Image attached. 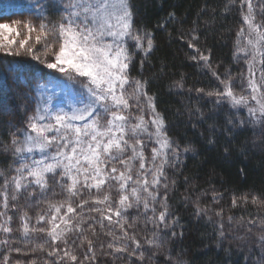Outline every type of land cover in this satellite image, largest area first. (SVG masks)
Here are the masks:
<instances>
[{
    "label": "trees",
    "instance_id": "trees-1",
    "mask_svg": "<svg viewBox=\"0 0 264 264\" xmlns=\"http://www.w3.org/2000/svg\"><path fill=\"white\" fill-rule=\"evenodd\" d=\"M48 2L51 7L42 21L31 9L34 0H0V15L51 27L61 22L66 0ZM127 4L133 31L153 40L147 53L135 44L128 45L131 89L136 81L143 85L175 150L163 165L160 184L152 189L156 199H149L148 211L143 203L124 211L121 230L115 223L118 218L104 204L95 203L98 196L108 194L112 207H118L116 182L110 181L112 186L106 184L100 193L81 188L78 196L71 197L75 212L66 217L74 230L53 242L47 231L39 229L51 228L49 204L68 199L57 182L59 176L49 175L45 192L30 186L16 200L11 199L14 186L9 184L7 209L0 197V213H6L0 216V225L11 217L6 225L11 231L0 230V264H72L66 256L61 259L64 251L77 256L75 264H264V246L258 240L264 234V127L245 110L208 94L223 90L222 81L238 93L248 87L249 67L237 53L244 27L243 0H128ZM256 11L264 30V0ZM200 55L208 57L207 62ZM13 60L28 69L31 87L17 86L11 77L5 84L0 78V102L4 103L0 110V188L16 175L19 160L12 141L14 136L22 138L29 117L40 104L42 89L64 85L57 72L28 56L0 54V61ZM68 85L78 92L76 83ZM148 145L146 158L152 151ZM116 167L123 166L117 163ZM82 201L88 203L81 209ZM93 208L104 209L111 221ZM164 211L167 215L161 223L158 217ZM41 215L45 219L38 222ZM76 225L80 230H75ZM125 232L141 247L126 238ZM87 240L92 241L91 251ZM149 240L153 243L148 244ZM118 247L128 251L117 252ZM53 250L56 254L49 255Z\"/></svg>",
    "mask_w": 264,
    "mask_h": 264
},
{
    "label": "snow or ice",
    "instance_id": "snow-or-ice-1",
    "mask_svg": "<svg viewBox=\"0 0 264 264\" xmlns=\"http://www.w3.org/2000/svg\"><path fill=\"white\" fill-rule=\"evenodd\" d=\"M245 2L249 12L244 18L245 24L249 35L256 34L255 41L248 40L254 50V61L257 55L264 58V30L261 25L253 22L251 0ZM49 7L51 5L48 0H34L31 5L34 14L41 21ZM65 12L61 22L51 27L43 22L36 25L30 20H13L0 15V54L5 57L28 56L50 70L67 74L69 79H74V76L86 78V82L82 83L87 89V95L75 91L66 94L61 102L63 107L53 109L50 107L51 97L44 99L41 96L36 113L29 117L22 138L14 136L12 141L14 153L19 160L16 175L10 181L5 180L0 188L2 206L7 209L9 184L14 186L11 199L16 200L21 191H29L30 185L45 192L49 174H52L53 179L59 176L57 182L68 193V199L59 204H49V212L52 214L48 223L51 228L39 229L47 231L53 242L61 240L65 234V230L57 231L60 223L67 225L69 220L66 217L75 212L71 197L78 196L81 188H95L100 193L106 184L112 186L110 181H115L118 186V207H112L108 194H104L102 198L98 196L95 203L104 204L107 211L118 218L115 223L123 230L122 213L141 203L145 211L149 210V199H156L152 189L160 184L163 165L168 161L169 152L175 155L172 142L163 131V119L156 113L152 98L143 92V85L139 81L134 84L135 94L146 97L147 107L153 116L150 121H145L142 115L137 116L133 123L129 112L131 105L125 86L129 84L127 69L131 58L126 41L134 40L135 46L147 53L153 47V40L150 35L141 36L133 31L132 13L126 0H69L65 5ZM243 33L242 29L240 35ZM49 37H52L51 41ZM39 44L44 45L42 52L36 49ZM240 51L247 55L244 48ZM49 56L53 59H49ZM200 59L207 62L208 57L200 55ZM260 62L264 63V59ZM0 65L3 83L6 84L11 77L17 86L22 83L25 88L31 87L28 69L23 64L13 60L0 61ZM251 69L250 61V95L259 108H250L249 111L253 115L258 112L264 118V103L256 95L261 92V84L253 78L255 74ZM261 81H264V72L261 74ZM222 83L225 84L223 90L208 94L226 97L234 107L248 103V97L235 95L227 81ZM18 95L26 97L27 93L19 92ZM97 108H101L103 112L98 113ZM102 115L108 116L104 124L100 122ZM149 124L152 125L151 130ZM145 136L148 139L155 137L150 158H146L144 154ZM50 148H55V152H49ZM36 152L41 154V158H32L29 163L28 158ZM117 163L123 167L117 168ZM57 169H60L59 173ZM87 203L88 201H82L78 207L82 209ZM253 203L256 201L253 200ZM65 206L67 211L60 215ZM90 210L100 212L102 218L111 221L112 216H105L104 209ZM151 211L154 213L155 208ZM4 215L6 213H0V216ZM166 215V211L160 213L158 218L161 223L165 222ZM37 219L40 222L45 217L41 215ZM57 219L60 223H57ZM10 220L11 217H7L5 225H0V230L10 232L11 229L6 226ZM23 230L26 235L29 233L27 222L24 223ZM73 230L66 228V231ZM75 230H80L79 225L75 226ZM124 236L132 240L137 248L141 247L134 236H129L127 232ZM261 239L264 240V237ZM87 243L91 251L92 241L87 240ZM147 243L152 244L153 241L149 240ZM115 251L124 252L128 249L118 247ZM55 254V250L49 252V255ZM65 256L72 264L77 261V256L70 252L64 251L61 259Z\"/></svg>",
    "mask_w": 264,
    "mask_h": 264
},
{
    "label": "rangeland",
    "instance_id": "rangeland-1",
    "mask_svg": "<svg viewBox=\"0 0 264 264\" xmlns=\"http://www.w3.org/2000/svg\"><path fill=\"white\" fill-rule=\"evenodd\" d=\"M17 1H20L21 3H25L26 2V0H17ZM127 1L128 0H126V2ZM68 2H69V0H66V4H68ZM243 2H244V18H245V16L249 15V12H248V4H247V2H245V0H243ZM261 2H262V0H251V5H252V9H253L252 16L254 17V21L253 22L255 24H259V25H261V22H259V15H257L258 11H256V10L260 8ZM64 15H66V12L64 13ZM243 30H244V33H243V35H240L239 40H238L237 53L239 54L241 59H243L247 63L248 67H249V62L250 61L252 62L251 71L255 74L253 78L256 80V82L258 84H261V92H264V81H261V74H262V72H264V63L260 62L264 58H262L261 56L257 55L255 60L253 61L252 60V56H253L254 50L248 44V40L249 39H252L253 41L256 40V34L252 33L251 35H249L248 26H247V24H245V21H244ZM33 35H35V34H33ZM48 39H49V41H51L52 37H49ZM108 39L110 40V38H108ZM130 44H136V42L134 40L128 39L126 41L127 49H128V45H130ZM40 46L42 47L43 45L42 44L36 45V49L39 50L40 52H42L44 50V48L43 49H40V48L38 49L37 48V47H40ZM52 46L55 47V45H52ZM262 47H264V45H262ZM241 48H244L246 50L247 55L245 54V52H241L240 51ZM128 52H129V50H128ZM49 59H53V58L50 56ZM54 72H56V71H54ZM127 72H128V69H127ZM57 73H58L57 77L60 76V77L63 78V79H60V82H62V84H64V85L57 86V87L56 86H51V87H48L46 89L45 88L42 89V91L40 93V101H41V96H43L44 99H47L48 97H51V103H50V107L51 108L58 109L60 107H63V104L61 102L63 101L64 96L66 94H69V93L73 92L72 90H74L73 86L70 87V85H68V84L72 85V83H76L77 84L78 92H82L85 95H87V89L84 87V84L82 83V81L86 82V78L79 77V76H74V79H69L67 74H62V73H59V72H57ZM249 78H250V70H249V76H248V79H247L248 87L245 90V92L238 93L236 91H233V93L235 95H237V96L248 97V103L247 104H242V105L234 107L232 105V103L230 102V100H228L226 97H220L219 99H220V101H223V103H226L227 105L233 107L234 109L245 110L249 114V116L252 119H254L255 122H257V124L260 127H261V125L264 127V118H261L259 116L258 112L255 115H253L249 111L250 108H257V109L259 108V105L256 103V101L251 100V95H250L251 94V89L249 87ZM131 86L132 85L130 84V81H129V84L126 85L125 87H126L127 95L129 97V101L128 102H129V105H131V107L129 109V112L131 113V116L133 118V123H135V119L134 118L137 117V116H141V115L144 117L145 121H150L152 119L153 113L147 107L146 98L144 96H142V95L141 96H137L135 94L134 87L131 89ZM223 87H225V85ZM261 92L256 93V95H257V98L260 99L262 103H264V95H261ZM59 93L60 94L62 93L61 96H60ZM19 98H20V96H19ZM19 98L17 97L16 101L20 100ZM138 100H139V104H137ZM16 101H13V102L16 103ZM3 104H4L3 102H0V110L4 108ZM97 112L98 113H102L103 110L101 108H97ZM107 119H108V116L102 115L101 121H100L101 124H104L107 121ZM77 123L79 124L81 122H77ZM148 127H149L150 130L152 129V125L151 124H149ZM49 135H52V133H50ZM143 140H144L145 147H148L149 146L148 144H151L150 148H152L154 146L155 137H153L152 139H148L145 136L143 138ZM48 151L49 152H55V148H50ZM32 158L39 160L41 158V154L38 153V152L33 153L32 157L28 158V162L29 163H31V159ZM59 172H60V169H57V173H59ZM30 186H35V185H30ZM93 189H95V188H93ZM66 209H67V207L62 208L60 215H64V213L66 212ZM57 223H60L59 219H57ZM66 228H69L68 224L65 225L63 223H60V228L57 229V231L59 232L61 230H65V233H66L67 232ZM261 235L262 236H260V238H258V240H259V243L262 244V246H264V240L261 239V237H264V234H261ZM247 238L248 237L246 236V237L243 238V240H246Z\"/></svg>",
    "mask_w": 264,
    "mask_h": 264
}]
</instances>
